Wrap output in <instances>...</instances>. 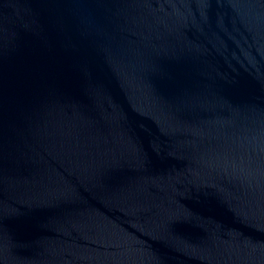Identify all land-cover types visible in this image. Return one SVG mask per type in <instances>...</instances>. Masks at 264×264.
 <instances>
[{
	"label": "water",
	"instance_id": "1",
	"mask_svg": "<svg viewBox=\"0 0 264 264\" xmlns=\"http://www.w3.org/2000/svg\"><path fill=\"white\" fill-rule=\"evenodd\" d=\"M0 264H264V0H0Z\"/></svg>",
	"mask_w": 264,
	"mask_h": 264
}]
</instances>
